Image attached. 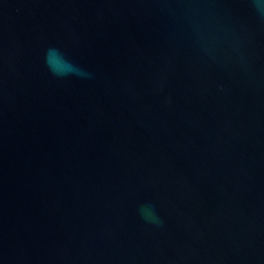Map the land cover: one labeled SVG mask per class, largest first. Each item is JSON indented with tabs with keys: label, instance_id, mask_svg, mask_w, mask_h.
Instances as JSON below:
<instances>
[{
	"label": "water",
	"instance_id": "95a60500",
	"mask_svg": "<svg viewBox=\"0 0 264 264\" xmlns=\"http://www.w3.org/2000/svg\"><path fill=\"white\" fill-rule=\"evenodd\" d=\"M0 264H264V10L0 0Z\"/></svg>",
	"mask_w": 264,
	"mask_h": 264
},
{
	"label": "clouds",
	"instance_id": "9594fccd",
	"mask_svg": "<svg viewBox=\"0 0 264 264\" xmlns=\"http://www.w3.org/2000/svg\"><path fill=\"white\" fill-rule=\"evenodd\" d=\"M253 2L257 11L264 10V3H261L260 0H253ZM46 63L53 75L61 78L75 72V67L72 65V62L67 60V58L58 49L49 50Z\"/></svg>",
	"mask_w": 264,
	"mask_h": 264
}]
</instances>
